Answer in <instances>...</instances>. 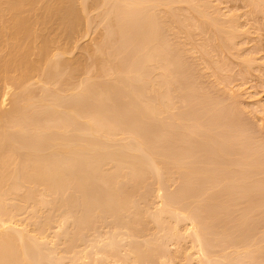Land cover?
<instances>
[{
	"label": "rangeland",
	"instance_id": "374dc122",
	"mask_svg": "<svg viewBox=\"0 0 264 264\" xmlns=\"http://www.w3.org/2000/svg\"><path fill=\"white\" fill-rule=\"evenodd\" d=\"M16 1L12 0L13 3ZM50 1L31 0L35 4L33 8L40 11L36 10L40 13L39 19L51 17L49 21L44 19L45 24H41L44 23L43 19L39 21L40 25L38 22L34 23L37 18L33 19L35 15L32 14V17L31 11L33 13L36 11L33 8V10L28 9L26 5L24 6L29 10L27 11L30 15L26 12L29 17L25 14L27 16L24 18L26 17L25 20L32 18L33 22L30 21L38 27L36 31L39 33L45 27L47 31L53 32L48 31L52 37L50 35L47 37L49 41L53 39L48 56L51 59L45 60L48 70L53 67L58 72V68L65 66L68 68L66 72L64 71L66 74L62 72L60 74L66 77L68 73H72L69 71L73 69V65H76L79 71L72 70L77 75L74 73L70 77L68 75L69 80L66 77L64 80L61 78L63 84L58 79L63 76L56 74L52 77L47 73L42 83L44 80L42 78L45 77L41 76L44 72L42 67L44 64H41L42 66L39 64L36 74L34 72L29 76L30 78H27L30 83L27 79L24 81V84L25 82H27L26 85L28 84V86L25 85L27 90L21 88V86L24 88V84L18 85L19 87L15 89L7 86V90L6 85L2 84L1 87L3 86L9 94L12 92L11 97L8 94L9 99L20 95L19 91L22 95L31 88L28 94L32 95L31 101H34L33 105L26 108L25 112L29 113L22 114L21 123L24 119L27 120V128L23 129L24 124L21 123L16 126L14 123L3 122L5 121L3 118L6 117H0L3 119L0 121L5 123L2 129L7 127L12 132L14 128L15 133H12L15 134V139L18 134L16 140H13V137L9 138V143L6 142L9 144L8 148L5 144L3 146L9 151L10 161L15 157H18L15 161L24 158L23 162L18 161V166H15L17 162L14 161L13 163L16 164H13L9 161L17 168V173L12 171L8 174H18L17 177L20 180L24 178L23 170L25 169L31 175L33 172L35 174L36 168L44 167V164L49 168L51 164L46 162L49 158L51 160L48 162L51 163L55 158L58 161L56 166L63 164L64 166L60 167L71 168L70 170L73 166L74 168L78 166L79 169H76L79 172L76 174L78 173L79 177L78 179L77 176L73 177L74 182L66 176L65 182L58 179L55 185V179L52 182L53 174L47 176L52 177L51 180L48 179V182L45 180L47 177L44 179L39 175L44 179V184L50 183L49 188L46 185L45 188L44 186L32 188L35 185L34 181H31L28 187L29 181L26 183L27 181L22 178L21 184L24 183L26 188L18 184L20 180L16 176L17 180L14 181L13 174L12 178L5 176L3 182L0 180V186L5 188V192L10 188L13 190L16 183L21 187L16 188L17 185L13 190L14 193L9 191L11 192L9 195H6L8 192H3L5 193L3 195V189L0 190V195H3L0 197V211L10 225L13 224L17 227L16 229L38 237L34 236L38 241H33L34 238L25 233L30 237L29 241L32 239L31 243L26 242L28 238L23 243L26 245L28 243L29 247L25 245L28 252L31 247L33 249L32 252L30 251L33 257L29 253L31 256L29 258L32 261L41 259L42 264H137L135 254H141L139 257L144 259H140L139 264H264V0H74L73 3L72 0L71 4L66 0L69 5L64 0L66 2V4L62 2L64 6L73 5L74 7L75 3L74 8L79 11V13L75 11L78 14L73 12L76 16L72 13L71 20L67 22L71 24L74 17L75 25L81 24V27L74 25L76 32L81 31L77 33L74 31L75 36L72 33L73 41L71 39L67 41L69 37L63 34L62 28H59L57 23L61 22L62 14L54 8L55 5L53 10L55 9L59 15L55 13V10V12L51 10L53 14L49 11L52 8ZM57 1L61 3L60 0ZM2 2L6 3V6H2L5 8H1L0 11L2 14L6 10V14L9 11L8 16L5 14L8 19L13 15L9 8L14 7L15 4L7 7V1L0 0L1 5H3ZM48 3L50 5H46ZM29 4L32 5L30 2ZM55 4H57L56 1ZM44 6L51 8L43 10ZM26 8L22 9L23 14ZM45 9L53 17L55 14L58 18L53 19ZM41 12L44 17H41ZM2 14H0L1 17ZM12 17L9 19L12 20ZM3 18L2 21L7 20ZM9 19L5 21L6 24L8 21L12 23ZM10 29L13 30V26ZM4 32L7 35L6 31ZM42 33H40L42 40H39L40 35H37L39 38L36 42L29 41L28 36L24 34L28 42L36 43L33 45L39 51L36 50L33 55L37 56L40 53L39 42L46 39L47 32ZM10 35L8 33L9 40ZM20 35L23 37V34ZM26 39L23 42H26ZM9 40H2V42ZM8 44L10 41L6 45ZM1 45H5V42ZM55 45L58 47L57 50L51 48H55ZM2 46L0 47V61L2 60L0 63H3L10 54L3 50L8 51L11 45L8 49L7 46ZM61 47L65 49L64 52L58 51ZM68 47L69 51H66ZM30 49L26 48L27 55H31ZM52 49L55 51L53 52ZM26 51L21 52V55L22 53L26 55ZM56 52L60 55L56 56ZM91 52L94 54H92L93 58ZM74 59L78 60L79 66L77 63L74 64ZM59 60L63 62V65L60 64L59 67L58 64V68L57 66L55 68L53 63L60 62ZM138 70L143 72L138 74ZM38 72L41 77L38 76ZM47 76L53 80L47 79ZM49 80L50 85H48ZM57 80L59 81L56 82ZM64 81H71V83L67 82V84ZM64 84H66L65 88ZM110 84L114 85L117 91H121L111 93L110 91H114L115 87L109 86L110 90L106 86ZM73 85H79V87L73 88ZM92 85L97 88L94 92H99V94L95 93L96 98L98 97L95 102L100 99L103 107H100L102 111L99 110L102 112V115L99 114L102 119L95 114L97 118L93 115L95 118L92 116V119L96 120L93 121V119V123L90 121L94 127L102 129L93 128V130V125L87 123L86 116L82 115L85 120L82 117L75 119L76 121L82 119L87 123V129H78V132H83L81 135L84 138L82 137L81 140L87 136L91 137L90 139L98 137L97 142H94L97 145L95 154L102 153L103 156L100 155L96 163L97 167L93 165L98 156L95 159V155L91 154L93 150L95 151L94 148L86 151V155H84L85 151L81 152L85 160L79 158L80 161L76 159L75 162L73 154H57V150L52 148L57 146L60 137L58 140L50 138L54 137V134L57 135V132L60 136L61 133L64 134L65 137L62 136V139L67 138L69 134L71 137L76 135V132L70 133L72 131L69 124L70 119L72 123L74 122L71 116L74 117L75 113H68L63 107L68 104H62L67 101L69 105L72 104L69 107H74V102L85 99L84 96L87 95L80 96L78 92L88 93ZM49 86L53 92L55 91L54 94L49 91ZM57 89L63 91L58 90V93ZM79 89L81 90L78 91ZM127 89L128 91H124ZM44 90L47 93L50 92L52 97L42 94L45 93ZM91 93L89 92V95ZM39 94L40 97L37 99ZM100 94L101 97H99ZM93 95L92 98L95 97ZM102 95L103 101H101ZM47 97L50 99L46 100ZM51 98H54V101ZM9 99L1 103L0 114L2 111L10 110L12 100L9 101ZM90 99L91 96L88 100H80V105L86 102L84 108L94 107L97 110L99 101L94 103V99ZM109 99L112 101L109 102ZM45 100L47 105H43ZM150 102L164 105V111L162 104L159 109L153 108V113L160 114L161 110L162 115L155 116L152 109L147 108L156 104L151 105ZM51 103L55 105L49 108ZM136 106L139 111L134 108ZM46 109L50 111V114L47 111L43 112ZM51 110L57 113L54 114ZM62 110L68 114H64V111L62 114ZM83 111L85 114L90 112ZM97 113H99L98 110ZM36 114L42 122L38 120L39 118H35L33 122L32 115L36 117ZM44 115L45 119H42ZM53 115H57L55 118L58 117V119L50 120L54 118ZM64 115L66 119H69L70 128L65 127L67 130L63 133L61 128L65 123L62 118H65ZM29 121L34 124L29 125ZM52 121L56 124L51 123ZM78 122L72 124L73 128ZM80 122L83 124V121L80 120ZM7 123L14 125L16 129L12 125L6 126ZM37 127L40 130L36 129ZM41 129L45 131L41 132ZM9 131L5 132L9 133ZM84 133H88L87 136ZM38 137L42 139L41 143ZM24 139L27 140L28 145L31 144L29 150V147L21 145ZM75 139L76 141L71 140L73 143L67 139L65 142L69 145H73L74 142L81 143L77 135ZM139 141L146 142V145ZM24 142L26 143L25 140ZM36 143H39L37 146L43 144L46 149L43 148V151L38 147L36 149ZM16 145H18L17 149ZM47 146H50L49 149L52 150L50 151ZM10 147L14 148L13 151L16 149L15 154H11ZM143 147L144 150H141ZM19 149L23 150L22 152L25 151L23 154L28 152L26 157L22 154L20 157ZM21 151L19 153H22ZM38 154L42 159L44 154L48 158L46 160L44 158L46 163L40 159L42 163L40 161L38 163L43 164L42 166L32 163L36 161ZM80 154L78 157H81ZM65 155H68L66 159ZM67 157L69 162L73 161L68 163ZM70 157L73 159H69ZM154 158L157 163L159 162L158 167L153 162ZM53 162L52 164H55ZM21 163L25 165L22 164L24 167H21L23 175L19 166ZM32 164H35L36 168L32 169ZM74 168V171L72 170L73 172L69 174L75 176L77 170ZM41 170L45 171L43 168ZM64 172L67 173L66 170ZM62 176L61 174L58 177ZM26 178L29 179V177ZM35 178L37 177L31 176L30 180H36ZM63 183L66 184L63 185ZM56 188L58 189L55 190ZM2 197L6 199L2 201ZM167 199L171 204L167 205ZM169 205H171L170 208H167ZM163 206L167 208L166 212ZM5 227H8V224ZM39 261L35 264L40 263Z\"/></svg>",
	"mask_w": 264,
	"mask_h": 264
},
{
	"label": "bare ground",
	"instance_id": "6f19581e",
	"mask_svg": "<svg viewBox=\"0 0 264 264\" xmlns=\"http://www.w3.org/2000/svg\"><path fill=\"white\" fill-rule=\"evenodd\" d=\"M6 1H7V7H9L10 5H14V4H15V6H14V7L12 6V7L9 8V9H10V12L13 14V15H12L13 17L11 16V17H12V20L9 19V18H11L10 16H9V18H8V19L12 22V23H10V22L8 21L10 24H12V26H13V30L10 29V27L12 28V26H11L10 24H8V22H7V24H6V22H5V21L8 20L6 17L8 16L7 14L9 13V11H8L7 14H6L7 10H6V11L3 10V11H5V13H3V14H2V11H0V12H1L0 14L3 15L2 17L0 16V38H1V37L5 38V39H2V38H1V40H0V41H1V42H0V47L2 46L1 43L3 44V42H5V45H3L2 47H6V46H7L6 44H7L9 41H10V44H8V46L11 45V46H10L11 49H10V47H9V50H8V51H7V50H6V51L3 50L5 53L8 52V53H10V54H8V56H7V54H6L7 58H5V60L3 61V63H0V67H1V68H0V94L2 93V94H1V97H2V98H1V100H0V107H1V103L5 102V101H6L7 99H9V97H11V95H12V92L9 94V92L6 91V90H7V86H8V87H12V88L14 87V89H15L18 85H23V84H24V81H26V79H27L31 74H33L35 71L38 70V68H39V64H40V66H42L41 64H44V65L42 66L43 69H44V72H43V74H41V76H42V77L45 76V77L42 78V79H44V80L42 81V83L45 81V78H46L47 73L51 74V76L54 77L56 74L61 75L60 72L66 74V73H65V72H66L65 70H66V68H67V67H65V66L60 67V64L63 65V62H62L61 60H59L60 62H55V63H57V64L53 63V66H54V67L57 66V65L59 64V67H60V68H58V66H57V68H58V70H59V71H58L59 73H58V72L56 71V69H54L53 67H51L52 69H49V70L47 69V68H48V67H47L48 64H47L46 61H47L48 59H49L48 61H50V59H51L50 57L48 58V56H49V53H50V46H52V45H50V43L52 42L53 39L50 40V41L47 40V37H48L50 34H48V31H49V30L47 31V30H46V27H45V29H44V30H46V31H44V30L42 31V32H44V33L47 32L46 39H44L41 43L39 42L40 45H38V46H39L38 48L40 49V53L37 54V56H36V55H33L34 53H36V50L39 51V50L37 49V47H36L35 45H33V44H36L35 42H36V40H37L39 37H40L39 40H40V39L42 40V37H41V36H42V34H43L41 31H40V33H42V34H40L39 32L36 31V30H37V29H36L37 26L35 27L34 23L38 22V24L40 25V23H41V22H39L40 20L42 21V19H43V21H44V19H48V21H49V20H50L49 18H51V17H49V18H41V19H39V16H38V15H39L40 13H37V11H39V10H37V8H36V10H37V11H36L35 8H33L35 4H33V2H31V0H17V1L20 3V5H19V3L16 1L17 5H19V6H17L16 3H13L12 0H11L10 2H9V0H6ZM13 1H14V0H13ZM35 1H36V0H35ZM38 1H39V0H38ZM55 1L57 2L58 5L55 4ZM55 1H54V0H51V1H50V2H51V5H52V8L49 7V6H48L47 8L45 7L46 5H50V4L48 3V4H46V5L43 7V10H44V8H46L47 10H48L49 8H51V9H49V11H51V10H53V7H54L53 5H55L54 8H55V9L57 8L56 10H57L59 13L62 14V15H60V16H62V18L59 17V18H61V19H60L61 22L59 21V23H57V24H59V28H62V29H63V31H64L63 34H65V35H67V36L69 37V38L67 39V41H69V39H71V41H73L72 38H71V36L76 32V31H75V30H76L75 26H77V25H75L76 23L74 22V17H73V20H72V23H71L72 26H71V24H68V23H69V20H71L73 14L76 13V12L79 13V11H77V9L75 10V8H74V7H76V6H75V3H74V7H73V5H72V6H68L69 4H71V1H72V0H68V1H69V4H68V2L65 0V1L67 2V4H68V5H65V6L62 4V2H65L64 0H60L61 3H59L57 0H55ZM4 2H5V1H4ZM29 2L32 3L31 6H30V4L28 5ZM53 2H54V3H53ZM66 2H65V4H66ZM73 2H75V1L73 0L72 3H73ZM2 4H3V2H2ZM0 5H1V3H0ZM24 5H26V7H27L28 9H30V10H33V9H34V10L36 11L37 14H36V13H33V11H31V16H32V14H33V16H34V15H35V16L37 15V17L34 16L33 19L35 20V18H37L38 21L35 20L34 23H31V21L33 22L32 18L30 19L31 21H30L29 19L25 20L26 17L24 18V16H27L28 14L30 15V13L28 12L29 10H28ZM27 5H28L29 7H28ZM37 5H39V4H37ZM2 6H6V3L3 4V5H1V6H0V9H1V8H2V9L5 8V7H2ZM23 6H24V7H23ZM62 6H64V7H62ZM35 7H36V6H35ZM65 7H66V8H65ZM71 7H72V8H71ZM23 8H24V9L26 8V10H24V11H25L24 14H23V12H22V9H23ZM32 8H33V9H32ZM2 9H1V10H2ZM46 9H45V10H46ZM55 9H54V10H55ZM72 9H74V10H72ZM27 10H28V11H27ZM40 10H41V9H40ZM47 10H46V13H48ZM54 10H53V12L56 11V10H55V11H54ZM35 11H34V12H35ZM57 11H56L55 13H57ZM75 11H76V12H75ZM26 12H28V14H27ZM39 12H40V11H39ZM51 12H52V11H51ZM53 12H52V14H53ZM73 12H74V13H73ZM41 13H42V14H41V17H42V16H43V12H41ZM59 13H57V14L59 15ZM72 13H73V14H72ZM78 13H76V14H78ZM5 14H6L7 16H5ZM25 14H27V15H25ZM52 14H51L50 12L48 13L49 16H51ZM71 14H72V15H71ZM76 14H74V16H76ZM29 15H28L27 17H29ZM46 15H47V14H46ZM46 15H45V17H46ZM70 15H71V18H70ZM33 16H32V17H33ZM3 17H5L7 20H5V18H3ZM43 17H44V16H43ZM54 17H56L55 14H54ZM54 17H53V15H52V18H53V19H54ZM2 18H3V20H5V21H2ZM56 18H58V17H56ZM53 19H52V22L54 21ZM77 19L79 20L80 18H77ZM77 19H76V20H77ZM55 20H56V19H55ZM57 21H58V20H57ZM46 22H47V20H46ZM50 22H51V21H50ZM67 22H68V23H67ZM47 23H48V22H47ZM60 23H61V24H60ZM79 23H81V22L79 21ZM79 23H78V24H79ZM36 24H37V23H36ZM41 24H45V21H44V23H41ZM48 24H49V23H48ZM5 25H9L10 27H9V26H5ZM46 25H47V24H46ZM46 25H45V26H46ZM74 25H75V26H74ZM80 25H81V24H80ZM80 25L77 26V27H81ZM41 26H42V25H41ZM41 26H40V27H41ZM6 27H7V28H6ZM70 27H71V28H70ZM4 28H5V30H4ZM37 28H38V27H37ZM47 28H48V26H47ZM62 29H59V30H62ZM7 30H10V32H7ZM78 30H79V29H78ZM4 31H6V34H7V35H5V32H4ZM35 31H36V32H35ZM38 31H39V30H38ZM57 31H58V30H57ZM74 31H75V32H74ZM80 31H81V30H80ZM80 31H77V32H80ZM77 32H76V33H77ZM8 33L11 34V35L9 36L10 40L8 39ZM34 33H35L36 35H35ZM37 33H38V34H37ZM49 33H53V32H52V31H51V32L49 31ZM54 33H55V32H54ZM61 33H62V32H61ZM61 33H59V35H60ZM72 33H73V34H72ZM20 34H23V37H21L22 35H20ZM24 34L26 35V37L28 36L27 39H28L29 41H31V42H32V41H35V42H33V44H32L31 42H28V40L26 39V37H24V36H25ZM56 34H58V33L56 32ZM30 35H31L32 37H31ZM37 35H38V36L40 35V36L37 37ZM44 35H45V34H44ZM44 35H43V36H44ZM51 35H52V34H51ZM51 35H50V37H52ZM34 36H35V37H34ZM55 36H56V35H55ZM67 36H66L65 38H67ZM74 36H75V34H74ZM74 36H73V38H74ZM30 37H31V38H30ZM36 37H37V38H36ZM29 38H30V39L35 38V40H34V39H33V40H30ZM61 38H63V36H62ZM6 39L9 40V41H3V42H2V40H6ZM21 39H22V42H21ZM24 39H26L27 41H26V42L24 41L25 44H22V43H24V42H23ZM54 40H55V39H54ZM61 41H62V40H61ZM18 42H19V44H16V43H18ZM20 42H21V43H20ZM65 42H66V41H65ZM30 43L32 44V46L30 45ZM20 44H21V46H20ZM54 44H55V43H54ZM71 45H72V43H71ZM8 46H7V49H8ZM12 46H13V47H12ZM14 46H16V47H14ZM33 46H34V47H33ZM55 46H56V45H55ZM32 47H33V49H32ZM35 47H36V49H35ZM59 47H60V46H59ZM64 47H65V46H64ZM64 47H63V48H64ZM66 47H67V42H66ZM72 47H73V45H72ZM75 47H76V46H75ZM88 47H89V46H88ZM145 47H146V46H145ZM26 48H27V50L31 48V49H30V50H32L31 55H33V56H31V55H27V54H26V53H27ZM51 48L57 50L58 47L56 46L55 48H54V47H51ZM70 48H71V47H70ZM53 49H52V50H53ZM67 49H68V50H67ZM67 49H66V51H69V47H68ZM0 50H1V48H0ZM34 50H35V52H34ZM60 50H61V51L63 50V52H64L65 49H62V47H61V49L59 48L58 51H60ZM71 50H72V49H71ZM9 51H11V52H9ZM23 51H26V52H25L26 55L23 54V53H24ZM54 51H55V50H53V52H54ZM21 52H23L22 55H21ZM63 52H62V53H63ZM65 53H66V52H65ZM93 53H94V51H93ZM93 53L91 52V55H92ZM18 54H20L22 58H21L20 55H18ZM53 54H54V53H53ZM56 54H57V52H56ZM56 54H54V55H56ZM51 55H52V54H51ZM58 55H60V54H57L56 56H58ZM93 55H94V54H93ZM93 55H92V58H93ZM18 56L20 57V60H19V57H18ZM30 56H31V57H30ZM17 57H18V60H19V61L17 60ZM32 57H36V58L33 59ZM53 57H55V56H53ZM46 58H47V59H46ZM94 58H95V57H94ZM2 59H3V58H2ZM80 59H81V58H80ZM45 60H46V61H45ZM52 60H53V58H52ZM55 60H56V59H55ZM72 60H73V59H72ZM76 60H77V59H76ZM78 60H79V58H78ZM78 60H77V61H78ZM94 60H95V59H94ZM74 61H75V59H74ZM77 61H75L74 64H76V63L78 64ZM81 61H82V59H81ZM81 61H80V62H81ZM0 62H2V60H1ZM53 62H54V60H53ZM61 62H62V63H61ZM48 63H49V62H48ZM81 63H83V62H81ZM1 64H2V66H1ZM37 64H38V66H37ZM54 64H55V65H54ZM97 64H98V63H97ZM64 65H65V64H64ZM69 65H71V64H69ZM81 65H82V64H81ZM50 66H51V65H50ZM75 66H76V65H75ZM75 66L73 65V69H72V70L75 69V70L77 71L78 68L76 69ZM78 66H79V64H78ZM78 66H77V67H78ZM82 66H83V68H84V65H82ZM117 66H118V65H117ZM37 67H38V68H37ZM63 67H65V68H63ZM68 67L70 68V66H68ZM74 67H75V68H74ZM137 67H138V66H137ZM55 68H56V67H55ZM95 68H96V67H95ZM17 69H19V70H18L19 72L17 71ZM40 69H41V68H40ZM40 69H39V70H40ZM53 69H54V70H53ZM67 69H68V68H67ZM117 69H118V68H117ZM61 70H63V71H61ZM69 70H70V69H69ZM69 70H68V71H69ZM72 70L69 71V72H70V73H71V72L74 73ZM16 71H17V72H16ZM42 71H43V70H42ZM64 71H65V72H64ZM68 71H67V72H68ZM78 71H79V69H78ZM78 71H77V72H78ZM80 71H82V70H80ZM92 71H93V70H92ZM116 71H117V70H116ZM119 71H120V70H119ZM119 71H117V72H119ZM138 71H139L138 74H140V72H143V70H142V71L138 70ZM121 72H122V71H121ZM40 73H42V72H40ZM72 73H71V74H72ZM75 73H76V72H75ZM75 73H74V74H75ZM92 73H94V72H92ZM35 74H36V72H35ZM35 74H34V75H35ZM71 74L68 73V74H67V77H68V75H69V77H70ZM142 74H143V73H142ZM39 75H40V74H39V72H38V76H39ZM72 75H73V74H72ZM75 75H77V74H75ZM144 75H145V74H144ZM41 76H39V77H41ZM61 76H63V74H62ZM79 76H80V75H79ZM137 76H138V75H137ZM140 76H141V75H140ZM140 76H139V77H140ZM34 77H35V76H34ZM56 77L58 78V76H56ZM65 77H66V75L63 76V77H59L58 79H60V80L62 81V79L64 80ZM67 77H66V78H67ZM69 77H68V78H69ZM75 77H76V76H75ZM123 77H124V76H123ZM29 78H30V77H29ZM49 78H50V77H49ZM49 78H48V76H47V79H49ZM61 78H62V79H61ZM68 78H67V80H69ZM124 78H125V77H124ZM32 79H34V78H32ZM51 79H52V78H50V80H51ZM72 79H73V78H72ZM38 80H41V79L38 78ZM50 80L48 81V82H49L48 85L51 84ZM52 80H53V79H52ZM27 81H28V79H27ZM58 81H59V80H57L56 82H58ZM61 81H60V82H61ZM71 81H72V80H71ZM71 81H64V82H66V83H67V82H68V83L70 82V83H71ZM28 82H29V81H28ZM36 82H37V81H36ZM39 82H40V81H39ZM85 82H86V81H85ZM26 83H27V82H25V84H24V88H23V86H21L22 89H25V85H26ZM29 83H30V82H29ZM54 83H55V82H54ZM68 83H67V84H68ZM70 83H69V84H70ZM83 83H84V82H83ZM83 83H81V84H83ZM93 83H94V82H93ZM93 83H92V84H93ZM2 84H3V86L6 85V86H5V87H6V90H5V88H3V86L1 87ZM52 84H53V83H52ZM62 84H63V81H62ZM84 84H86V83H84ZM84 84H83V85H84ZM88 84H89V83H88ZM106 84H108V83H106ZM127 84H128V83H127ZM58 85H60V84H58ZM65 85H66V84H64L63 87H64ZM89 85H91V84H89ZM89 85H88V86H89ZM26 86H28V84H27ZM32 86H33V84H32ZM67 86H68V85H67ZM73 86H74V85H73ZM76 86L79 87V85H75L73 88H76ZM93 86H94V85L90 86V90L87 91L88 93H83L82 91H80V90L82 89L81 86H80L81 89L78 90V91H80V92H78V93L81 94L80 96H84V94H87L86 96H84L86 100H88V99L90 98V96H91V99H90V100H93L94 98H96L95 95H96V94H99L98 91L94 92V90L97 89V88H94ZM106 86L109 87V86H111V84H110V85H106ZM125 86H126V85H125ZM125 86H122V87H125ZM128 86H129V85H128ZM128 86H127V87H128ZM130 86H131V84H130ZM18 87H19V86H18ZM39 87H40V86H39ZM63 87H62V88H63ZM78 87H77V88H78ZM82 87H84V86H82ZM92 87H93L94 89H93ZM111 87L114 88L115 86L112 85ZM111 87H109L110 90H111ZM117 87H118V86H117ZM2 88H3V89H2ZM51 88H52V87H51ZM62 88H60V89H62ZM64 88H65V87H64ZM64 88H63V90H64ZM86 88H87V85H86ZM86 88L84 89V91L86 90ZM91 88H92V89H91ZM131 88H132V87H131ZM131 88H129V89H131ZM22 89H21V90H22ZM33 89H34V88H33ZM60 89H57L56 92H58V90H59V91H63V90H60ZM88 89H89V87H88ZM104 89H105V88H104ZM119 89H121V87H120ZM4 90H5V91H4ZM8 90H9V89H8ZM25 90H27V87H26ZM68 90H70L69 87H68ZM76 90H77V89H76ZM82 90H83V89H82ZM92 90H93V91H92ZM110 90H109V91H110ZM112 90H113V89H112ZM122 90H123V89H122ZM132 90H133V89H132ZM132 90H131V91H132ZM12 91H13V89H12ZM30 91H31V88L29 89L28 92H30ZM35 91H37V90L35 89ZM49 91H50L51 93H53V94H54V92H55V91L53 92V90L50 89V86H49ZM107 91H108V90H107ZM115 91H117V88H116V87L114 88V91H110V92L114 94ZM120 91H121V90H120ZM120 91L118 90L117 93H119ZM124 91H128V89H127V90H124ZM124 91H123V93H124ZM16 92H18V91H16ZM23 92H25V91H23ZM23 92H22V93H23ZM28 92L23 93V94L21 95V92L19 91L18 93H20V95H18V96H16V97H13V98H10V99H9V101L12 100V101H11V108H10V110L5 111V112H3V111L1 110L2 113L0 114V117H6V118H3V119H5V121H3V119L0 118L3 122L14 123L16 126H17V125H18V126L20 125V123H21V118H22V114H25V113L28 114V113H29L28 111L25 112V111H26V108H28L29 106L33 105L32 102H34V101H31V99H32L31 96H32V95H31V94H28ZM43 92H45V90H44ZM50 92L47 93V91H46L45 93H42V94H44L45 96H48V97H50V96L52 97V95H50ZM85 92H86V91H85ZM89 92H90V93L92 92L91 95H89ZM97 92H98V93H97ZM58 93H59V92H58ZM58 93H57V94H58ZM63 93H64V92H63ZM93 93H94V95H93ZM95 93H96V94H95ZM107 93H108V92H107ZM126 93H127V92H126ZM129 93H130V92H129ZM8 94L10 95L9 97H8ZM47 94H48V95H47ZM75 94H76V93H75ZM113 94H112V95L110 94V95L113 96ZM131 94L133 95V93H131ZM16 95H17V94H16ZM49 95H50V96H49ZM60 95H61V94H60ZM92 95L95 96V97L92 98ZM104 95L106 96V94H104ZM115 95H116V94H115ZM127 95H128V94H127ZM54 96H55V95H54ZM87 96H88V97H87ZM97 96H98V95H97ZM102 96H103V95H102ZM111 96H110V97H111ZM120 96H122V95H120ZM124 96H125V95H124ZM35 97H36V96H35ZM39 97H40V94L38 95L37 99H38ZM48 97L46 98V100L50 99V98H48ZM55 97H56V96H55ZM55 97H54V98H55ZM78 97H79V96H78ZM99 97H101V94H100ZM110 97H109V98H110ZM54 98H51V100L54 101ZM56 98H57V97H56ZM87 98H88V99H87ZM97 98H98V97H97ZM97 98L94 99L93 101H94V103H96V102L99 101V102L97 103V105L99 104V106L97 107V110H98L99 113H97V110H96V108L94 109V107H89V109H87V107L84 108V106H86V104H87L86 102H83V104L85 103L84 105H83V104L80 105L81 102H79V101H80V100L82 101V100H85V99H80V100L77 101V103L74 102L73 104H75V105H73V106L75 107V106L77 105L75 109H73L74 107H69V106L72 105V104L69 105V103H66L67 101H66V102H63L64 104H62V105L68 104V105L63 106V107L65 108L64 110L67 109L68 113H70V114H71V113H72V114L75 113V115H73L74 117L71 116V118H74V122H73V123H72V119H70L71 122H70L69 124H70V127H71V128L69 127V124H68L69 119H66V115H64L65 118L62 117V118L64 119L63 122H65V123H64V125H63L64 127L61 128V129H62L61 132L64 133V131H66L67 129L70 128V130L72 131V132H70V133H74V132H76V135L78 136V141H80L81 143L74 142V144L77 143L75 146H74V144H73V145H69V144H67V143L65 142V140L67 139L70 143H73V142H71V140H72V141H76V139H75V138H76V135H74L75 137H74V136L71 137V134H69L70 137H69V135H68V137L66 136L67 138L62 139L61 137L64 136V134H62V133L60 132V133H61V136H60V134L56 131V132H57V135L54 134V135H53L54 137H50V138H53V140H54V138H55V140H56V139L58 140L59 137H60V139H59L60 141H59V142L57 141L59 144L56 142V143H57V146L52 147V148H55V149L57 150V151H56V153L58 152L57 154H59V153H61V154H67V153H68V155H69V154L71 153V154L74 155V159L71 158L72 156H71L69 159H73L74 161L77 159V161H80V159L82 160V158H83L82 156H84V155L87 154L86 151H91V150H93V148H94L95 151L93 150V152H92V153L90 152V153H91L93 156L95 155V156H94L95 159H96V156H98L97 161L94 159V160H95V164H94V163H93L94 165L92 164L93 166H96V163L98 162L99 158H100L101 156H103L102 153H101L102 155H101L100 153H99V154H95V152H96V148H95V147L97 146L95 143L97 142L98 137H96L97 139H95V137H93L92 139H90L91 137L87 136V134L89 133L88 130H87L88 133H84V135L86 134L87 137H85V139H82V140H81L82 137L84 138V136L81 135L83 132H82V131H81V133L78 132V131H79L78 129H80V130H82V128H83V129H87V126H86L87 123H89V124L92 126V125H93V124H92L93 121L96 120V119H94L95 116H96L95 114H97V115L99 116V118L101 117V115H102L101 113H102V112H100L99 110L102 111V109H100V107H101V106L103 107V105H101L100 99H99L98 101L95 102V100H97ZM106 98H107V97H106ZM118 98H119V97H118ZM57 99H58V98H57ZM42 100H43V99H42ZM46 100L44 101L43 105L46 104ZM61 100H62V99H61ZM90 100H89V101H90ZM103 100H104V96L102 97L101 101H103ZM107 100H108V99H107ZM110 100H111V99H109V102H110ZM39 101H40V100H39ZM52 101H51V102H52ZM111 101H112V100H111ZM115 101H117V100H115ZM118 101H120V99H119ZM152 102H153V101H152ZM54 103H56V102H54ZM58 103H60L59 99H58ZM58 103H56V104L58 105ZM155 103H156V104H155ZM155 103H153V104H155V105H153V104L150 102V104L153 105V106H152V107H147V108H150V110L152 109V110H151L152 113H153V108H154V107H157V108L159 109L160 104H162V103H160V104L158 105L157 102H155ZM8 104H9V102L7 103V105H8ZM78 104H79V105H78ZM115 104H116V103H115ZM130 104H131V106H132V103H131V102H130ZM46 105H47V104H46ZM46 105H45V106H46ZM49 105L51 106V107L49 106V108H52V106L55 105V104L51 103V104H49ZM60 105H61V104H60ZM116 105H117V104H116ZM127 105H128V104H127ZM156 105H157V106H156ZM36 106H37V105H36ZM45 106H44V107H45ZM128 106H129V105H128ZM149 106H150V105H149ZM54 107H55V106H54ZM63 107H62V108H63ZM161 107H163V111H164L165 109H164V105H163V104L161 105ZM31 108H32V107H31ZM91 108H92V110H90ZM116 108H117V107H116ZM134 108H137V110L139 111V109H138L137 106L134 107ZM35 109H36V108H35ZM43 109H45V108H43ZM68 109H69V110H68ZM82 109H83V110H86V111L89 110L90 112L88 113V111H87L88 114H85L84 111H83ZM93 109L96 110V112H94ZM114 109H115V108H114ZM155 109H156V108H155ZM155 109H154V110H155ZM5 110H6V108H5ZM30 110H31V109H30ZM64 110H62V114H63V111H64ZM45 111H47V109L44 110L43 112H45ZM51 111H52V110H51ZM55 111H56V110H55ZM91 111H92V112H91ZM151 111H150V112H151ZM156 111H157V110H156ZM156 111H155V112H156ZM32 112H33V110H32ZM35 112H36V111H35ZM43 112H42V113H43ZM47 112H48V111H47ZM93 112H94V114H93ZM110 112H111V110H110ZM115 112H116V110H115ZM117 112H118V111H117ZM140 112H141V111H140ZM48 113L50 114V111H49ZM52 113H54V111H52ZM55 113H57V111H56ZM55 113H54V114H55ZM65 113H67V112L64 111V114H65ZM68 113H67V114H68ZM90 113H92V115H91ZM112 113L114 114V112H112ZM152 113H151V114H152ZM158 113H159V112H157V113H153V114H154L155 116H157L156 114H158ZM161 113H163V112L160 110V114H158V115H162ZM32 114H33V113H32ZM99 114H101V115H99ZM151 114H150V115H151ZM1 115H2V116H1ZM82 115H83L84 117L86 116V121H87V123L84 121L85 119L83 118ZM93 115H95V116H93ZM27 116H29V115H27ZM27 116H26V118H27ZM32 116L34 117V118H33V122L35 121V120H34L35 118H37V119L39 118L38 120H41L40 117H38V114H36V117H35L34 115H32ZM53 116H54V115H53ZM53 116H52V117H53ZM55 116H57V115H55ZM55 116H54V118H52V119L50 118V120L58 119V117L55 118ZM87 116H88V117L91 116V117H89V119H88ZM92 116L94 117V118H93L94 120L92 119ZM48 117H49V115L47 116V118H48ZM69 117H70V116H69ZM79 117H82V119H84V120H82V119H77V121H79V122L76 123L77 125L75 124V126H74V128H73L72 124H74L75 122H77L75 118H79ZM96 118H97V116H96ZM37 119H36V121H37ZM42 119H45V115H44V117H42ZM65 119L67 120V122H66ZM100 119H102V118H100ZM28 120H29V119H28ZM80 120L83 121V124L80 122ZM88 120H89V121H90V120H91V121L93 120V121H92V123H91V121L89 122ZM116 120H117V117H116ZM24 121H25V122H24ZM24 121H23V123H21V124H22V125L24 124V125L26 126V124H28V121L25 120V119H24ZM48 121H49V120H48ZM101 121H102V120H101ZM118 121H119V120H118ZM3 122L0 121V125L2 124V125H1V129H2V126H5V125H4L5 123H3ZM26 122H27V123H26ZM29 122H30V121H29ZM41 122H42V120H41ZM41 122H40V123H41ZM49 122H50V121H49ZM53 122H54V121H52L51 123H53ZM57 122H58V121H57ZM60 122H61V121H60ZM97 122H98V121H97ZM8 123H7L6 126H11V125H12V124L9 125L10 123H9V124H8ZM35 123H36L37 125H39L37 122H35ZM51 123H50V124H51ZM54 123H55V122H54ZM85 123H86V124H85ZM98 123H99V122H98ZM31 124H34V123H31V122H30L29 125H31ZM46 124H47V122H46ZM55 124H56V123H55ZM65 124H67V125H65ZM79 124H80V125H79ZM84 124H85V125H84ZM24 125H23V129H24V128H27V126L25 127ZM44 125H45V123H44ZM48 125H49V124H48ZM90 125H89V127H88L89 129L91 128ZM95 125H96V124H95ZM100 125H101V123H100ZM12 126H14V125H12ZM39 126H41V125H39ZM42 126H43V124H42ZM51 126H54V125L51 124ZM51 126H50V127H51ZM57 126H58V125H57ZM57 126H55V127H57ZM76 126H77V127H76ZM14 127H15V126H14ZM28 127L30 128V126H28ZM45 127H47V125H46ZM60 127H61V126H60ZM65 127H66V128L69 127V128L66 129ZM75 127H76L77 129H76ZM85 127H86V128H85ZM3 128H5V129H2L3 132L0 131V180H1V181H2V180H5V179H3V178H5V176H6V177H7V176L10 177V176L13 174V173H12V174L9 175L8 173H10V172H12V171H13V172H16V171H17V168H16L15 166H18V161H19V160H20L21 162H23L22 159H24V158H20V157H22V155H24V157H26L25 155L28 153V152H26L25 154H23L25 151L22 152V151H23V150L21 151L22 148L19 149V150L22 152V153H19L20 151L18 152V154H20V157H19L20 159H18V161H15L16 158H18V157H15L14 159H12V160H11L12 163L15 161V162H17V164H16V163H13V164H16V165H15V166H14V165H11V163H9L11 157H10V155L8 154L9 151H8V149L5 148V146H7V148H8V146H9V144H8V143H9L8 140H9V138L12 139V138L14 137L15 134H13V133H15V132H13V131H14V128H13V131H12L13 133L11 132V130L9 131V129H8L7 127H3ZM6 128H7V130L9 131V133H6V132H5V131H7ZM17 128H19V127H17ZM20 128H22V126H21ZM32 128H33V127H32ZM41 128H43V127H41ZM53 128H54V127H53ZM64 128H65V130H64ZM93 128H97V127H94V125H93V126H92V129H93ZM99 128H101V127H99ZM99 128H97V129L99 130ZM1 129H0V130H1ZM11 129H12V127H11ZM15 129H16V127H15ZM36 129L40 130L39 127H37ZM43 129H44V128H43ZM43 129H41V130H42L41 132L45 131V130H43ZM55 129H56V128H55ZM75 129H76V130H75ZM101 129H102V128H101ZM29 130H30V129H28V131H29ZM50 130H51V129H50ZM56 130H57V129H56ZM58 130H59V127H58ZM93 130H94V129H93ZM28 131H27V132H28ZM31 131H32V129H31ZM46 131H47L48 134H50V133L48 132V131H49L48 129H46ZM68 131H69V130H68ZM24 132H25V130H24ZM24 132H22V133H24ZM27 132H26V133H27ZM34 132L37 133L36 131H34ZM41 132H40V135L42 134ZM50 132H51V131H50ZM94 132H96V131H94ZM94 132H93V133H94ZM10 133H11V134H10ZM54 133H55V132H54ZM66 133H68V132H66ZM66 133H65V134H66ZM77 133H78V134H77ZM79 133H80V134H79ZM90 133H91V131H90ZM100 133H101V132H100ZM20 134H21V133H20ZM27 134H28V133H27ZM33 134H34V133H33ZM97 134H98V133H97ZM9 135H10V136L12 135V136L9 137ZM17 135H18V134H16V139L18 138ZM25 135H26V134H25ZM37 135H38V134H37ZM44 135H45V134H44ZM44 135H43V136H44ZM55 135H56V137H55ZM79 135H80V136H79ZM91 135H92V133H91ZM94 135L96 136L95 133H94ZM46 136H47V134H46ZM57 136H58V138H57ZM92 136H93V135H92ZM102 136H103V135H102ZM39 137H40V136H39ZM39 137H38V138H39ZM64 137H65V136H64ZM40 138H41V137H40ZM40 138H39V139H40ZM42 138H43V137H42ZM69 138H74V139H69ZM100 138H101V137H100ZM141 138H142V137H141ZM11 139H10V140H11ZM14 139H15V137L13 138V140H14ZM16 139H15V140H16ZM142 139H144V138H142ZM24 140L26 141V143L24 142ZM24 140H22L24 144H23L22 141H21V143H22L21 145H22V146H25V147L28 148L31 144L28 145L27 140H26V139H24ZM30 140H31V139H30ZM35 140H36V138H35ZM41 140H42V139L39 140L40 143H41ZM95 140H96V141H95ZM144 140H145V139H144ZM39 141H38V142H39ZM6 142H8V143H6ZM19 142H20V141H19ZM94 142H95V143H94ZM139 142H141V143L143 142V144L146 143V142H144V141H139ZM139 142H138V143H139ZM17 143H18V142H17ZM31 143H32V142H31ZM52 143H53V142H52ZM4 144H5V146H3ZM6 144H8V145H6ZM26 144H27L28 146H26ZM101 144H102V143H101ZM12 145H13V144H12ZM19 145H20V144H19ZM37 145H39V143H38V144H37V143L35 144L36 149H37V147H38L40 150H42L43 148L46 149V147H44L43 144L40 145V146H37ZM48 145H49V144H48ZM53 145H54V144H53ZM55 145H56V144H55ZM138 145H139V144H138ZM145 145H146V144H145ZM145 145H144V147H145ZM14 146H15V145H14ZM14 146H13V147H14ZM73 146H74V147H73ZM140 146H143V145H140ZM33 147H34V146H33ZM47 147H48V146H47ZM49 147H50V146H49ZM49 147H48V149H49ZM144 147H143V149H141V150H144ZM3 148H5V149H3ZM17 148H18V145H16V149H17ZM140 148H141V147H140ZM1 149H3V150H1ZM13 149H14V148L11 149V147H10V150H11V154H12V155L16 153V149H15L14 151H13ZM29 149H30V147L28 148V150H29ZM32 149H33V148H32ZM39 149H38V150H39ZM44 149H43V150H44ZM55 149H54V151H55ZM5 150H6V151H5ZM24 150H25V149H24ZM34 150H35V149H34ZM43 150H42V151H43ZM49 150H50V149H49ZM51 150H52V149H51ZM51 150H50V151H51ZM12 151H13V152H12ZM76 151H77L78 153H77ZM83 151H85L86 153H85L84 155H83V153H82V155H81L80 153L83 152ZM99 151H100V150H99ZM14 152H15V153H14ZM75 152H76V153H75ZM39 153H40V151H39ZM74 153H75V154H74ZM90 153H89V154H90ZM93 153H94V154H93ZM21 154H22V155H21ZM40 154H41V153H40ZM40 154H38L37 156L35 155V156L37 157V159H36L37 162H36V161H33L32 163H36V165L39 166L40 163H42V162H43V163H46V162H47V163L51 164V165H50L51 168H50V167L48 168V165H47V167H46L45 164H44V165L42 164L44 167H40V168H38V169H40V171H38V169L35 167L36 165H35V164H32L31 167H32V169H33L34 167L36 168L37 171H35V174H36V172H37V174L35 175L34 172H33V173H31V175H29L30 172H28V170H26V169L23 170V169L21 168V167H24V166H25L24 163H21V164L19 165L20 168H21V174H22L23 171H24L25 174H26V175H25V174H24V175L22 174V175L24 176V178H23V177H22V178L25 179V180L27 181L26 183H28V181H29V183H28V187L30 186L29 184L31 183V181H34L35 185H36V182H37V185H39V186H37V185H36V186L33 185L34 187H32V188H36V187L38 188V187H42V186H44V188H45V185L47 186V188H49L50 183H49V185H47L46 182H45L46 184H44V179H45L47 176H49V175L52 176V174H53V176H52L53 178H52V177H47V179H45V180L48 182L49 180H51L50 178H52V182H53L54 179H55V182H54L55 185H56V182H58L59 180H63V182H65L66 179H67L68 177H69L68 179H70V181H74V180H73V177H76L77 174H78V173L76 174V172H79V170H77V169H79V168H77L78 166L76 167L77 169L74 168V166H73V168L77 170V171H75V176H74V175H72V174H69V173H71V172L74 171L73 168H72V170H73V171H72V170H70L71 168H70V169H69V168L67 169V167H66V168H65V167H60V166H62L63 164H62V165L59 164V166H56V163H57L58 161H57L55 158L53 159V161L55 162V160H56V162H55V164H52L53 161H51V163L48 162V161L51 160L50 158L48 159L47 156L44 154V155H42V157H43V159H42V158L40 157ZM79 154H80L81 157H78ZM32 155H34V154L32 153ZM68 155H65V159H66V156H68ZM92 155H90V156H92ZM100 155H101V156H100ZM44 156H46V157H44ZM62 156H64V155H62ZM75 156H76V157H75ZM151 156H153V155H151ZM38 157H39V158H38ZM77 157H78V158H77ZM9 158H10V159H9ZM44 158H45V160H46V159H48V160H47L46 162H44V161H45ZM79 158H80V159H79ZM102 158H103V157H102ZM40 159H42V162H41ZM83 159H84V158H83ZM89 159H91V158H89ZM92 159H93V158H92ZM33 160H34V159H33ZM73 160H72V161H73ZM84 160H85V159H84ZM94 160H93V161H94ZM101 160H102V159H101ZM101 160H100L99 162H101ZM155 160H156V159L154 158V161H153V162L156 163L155 165L159 164V162L157 163ZM11 161H10V162H11ZM39 161H40V163H38ZM67 161H68V157H67ZM70 161H71V160H70ZM72 161H71V162H72ZM91 161H92V160H91ZM93 161H92V162H93ZM30 162H31V161H30ZM54 162H53V163H54ZM71 162L68 161V163H71ZM75 162H76V161H75ZM27 163H28V162H27ZM66 163H67V162H66ZM66 163H65V164H66ZM22 164H23L24 166H23ZM75 164H76V163H75ZM34 165H35V166H34ZM42 165H40V166H42ZM52 165H53V166H52ZM73 165H74V163H73ZM82 165H83V164H82ZM82 165H81V166H82ZM92 165H91V167H92ZM13 166H14V167H13ZM29 166H30V165H29ZM63 166H64V165H63ZM98 166H99V165H98ZM158 166H159V165H157V167H158ZM11 167H12V168H11ZM84 167H85V166H84ZM96 167H97V166H96ZM26 168H27V169H30V167L28 168V166H26ZM41 168H43V170H45L46 172H45V171H42ZM44 168H45V169H44ZM93 169H94V168H93ZM22 170H23V171H22ZM51 170H52V171H51ZM65 170H66L67 173L64 172ZM68 170H69L70 172H69ZM83 171H84V170H83ZM38 172H40V173H38ZM50 172H51V173H50ZM16 173H17V172H16ZM49 173H50V174H49ZM14 174H15V173H14ZM14 174H13L12 176H14V181H15L16 177L19 176V175H18V174H17V175H16V174L14 175ZM61 174H62L63 176H62V177H58V176L61 175ZM80 174L82 175L83 173L81 172ZM27 175H28V176H27ZM39 175H41L40 177H42V178H44V179L40 178ZM54 175H57V176L55 177ZM69 175H70V176H69ZM12 176H11L10 178H12ZM15 176H16V177H15ZM25 176H26V177H29V179L26 178ZM31 176H36V177H37V178H35L36 180H34V179H33V180H32V179L30 180V177H31ZM66 176H67V178H66ZM71 176H72V177H71ZM9 177H8V178H9ZM57 177H58V178H57ZM78 177H79V176H77L76 178L78 179ZM8 178H6V180H9V179H10V178H9V179H8ZM18 178H19V177H17V179H18ZM22 178H21V180H23ZM61 178H62V179H61ZM76 178H74V179H76ZM17 179H16V180H17ZM41 179H42L43 181H41ZM48 179H49V180H48ZM58 179H59V180H58ZM71 179H72V180H71ZM79 179H80V178H79ZM19 180H20V178H19ZM19 180H18V181H19ZM21 180H20V183L18 182L19 185L21 184ZM37 180H39L40 182H38ZM2 182H3V181H2ZM42 182H43V183H42ZM74 182H75V181H74ZM22 183H23V182H22ZM11 184H13V183H11ZM18 184L16 183L15 185L17 186ZM40 184H42V185H40ZM43 184H44V185H43ZM64 184H66V183H63V185H64ZM13 185H14V184H13ZM13 185H11V187H13ZM19 185H18V187H16V186H15V187H16V188H19V187H20ZM21 185H24V186L26 187V185H25L24 183L21 184ZM67 185H68V183H67ZM77 186H78V185H77ZM0 187H2V185H1ZM5 187H6V186H5ZM15 187H14L13 190L16 189ZM22 187H23V186H22ZM8 188H9V187H7V189H8ZM20 188H21V187H20ZM26 188H27V187H26ZM1 189H3L2 193L5 192V188L2 187V188H0V190H1ZM10 189H11V188H10ZM10 189L7 190L8 194H6V195H9V193H11V192H9V191H12V192H13V190H12V189L10 190ZM57 189H58V188H56L55 190H57ZM31 190H32V189H31ZM33 190H34V189H33ZM7 192H5V193H7ZM16 192H18V191H16ZM0 193H1V192H0ZM5 193H3V195H5ZM13 193H14V192H13ZM13 193H12V194H13ZM12 194H11V195H12ZM15 194H16V193H15ZM3 195L1 194L0 197L3 196ZM13 195H14V194H13ZM5 197H6V196H5ZM2 198H3V197H2ZM2 198H1V200L3 201V200H5L7 197H6L5 199H4V198L2 199ZM164 201H165V200H164ZM168 202H169V201H168V199H167V200H166L167 205H168V204H171V203H168ZM4 203H5V202H4ZM170 206H171V205H169V207H167V208H170ZM2 207H3V203H2ZM163 207H164V206H163ZM164 208H165V207H164ZM164 208H163V210H164ZM167 208H165V210H164L165 212H166ZM161 212H162V210H161ZM1 213H2V212L0 211V264H35V262H36V261H39V260H40L39 262L41 263V259H38V260L34 259V260L32 261V260L29 258V257H31V256L33 257V253H31V252H32L31 250H33V249H32V247H31V245H30L31 249H29V250H30L31 252H30V251L28 252V249H27V247H26V246L28 245V243H27V245H26V244H23V243H24V240H26V239L28 238V239L26 240V242L29 241V239H30L31 236H32V238H34V236H35V238H38V237H36V235H31V234H29V233H26V231H25L26 234H29V235H30V237L26 236V234L23 232V230L20 231V229H19V230L16 229L17 227H16L15 225L13 226L12 223H11L12 225H10V224H9V221L6 219L5 215H3V214H1ZM7 221H8V222H7ZM6 224H8V227H5ZM197 232H198V230H197ZM198 233H200V232H198ZM201 233H202V231H201ZM197 235H199V234H197ZM199 237H200V236H198V239H199ZM35 238L33 239V241H34V240H37V239H35ZM19 240H20V241H19ZM199 240L201 241V239H199ZM31 241H32V239H31ZM31 241H29V242L31 243ZM37 241H38V240H37ZM30 243H29V244H30ZM32 243H33V242H32ZM33 244H34V243H33ZM25 245H26V246H25ZM24 246H25L26 248H25ZM28 247H29V245H28ZM24 249H25V250H24ZM201 249H202V248H201ZM204 249H205V247H204ZM204 249H203V250H204ZM204 251H205V250H204ZM26 252H27L28 254H27ZM29 253H31V254H30L31 256L29 255ZM204 253H206V252H204ZM38 255H39V254H38ZM140 255H141V254H140ZM140 255H136V254H135V256H137V257H136V260H137L136 263H137V264H139V263L141 262V260L144 259L143 257H142V258L139 257ZM35 256H36V255H35ZM36 257H37V256H36ZM40 257H41V255H40ZM38 258H39V257H38ZM41 258H43V256H42ZM134 259H135V257H134ZM140 259H141V260H140ZM145 261H146V260H145ZM146 262H147V261H146ZM146 262H144V263H146ZM40 263H36V264H40ZM142 263H143V261H142ZM41 264H42V263H41Z\"/></svg>",
	"mask_w": 264,
	"mask_h": 264
}]
</instances>
